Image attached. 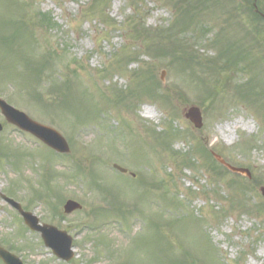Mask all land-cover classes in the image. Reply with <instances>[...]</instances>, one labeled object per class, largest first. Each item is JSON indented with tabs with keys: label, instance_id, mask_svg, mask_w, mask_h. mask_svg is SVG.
Listing matches in <instances>:
<instances>
[{
	"label": "rangeland",
	"instance_id": "obj_1",
	"mask_svg": "<svg viewBox=\"0 0 264 264\" xmlns=\"http://www.w3.org/2000/svg\"><path fill=\"white\" fill-rule=\"evenodd\" d=\"M28 1L56 21L34 31L67 55L68 71L52 74L73 77L63 93L72 96L73 112L90 108L77 122L67 107L48 102L57 87L33 84L22 73L25 57L43 50L38 39L39 46L24 45V59L0 45V97L56 129L70 149L56 155L0 112V193L39 224L66 230L76 257L53 256L1 196L0 245L25 264H264V35L252 45L249 71L245 58L235 68L217 56L227 42L252 35L241 15L230 18L229 0L197 18L206 25L203 36L196 25L179 29L189 20L182 0H97L96 8L95 0ZM18 11L0 0V21ZM162 29L172 33L163 40L172 46L155 53L145 37ZM179 44L206 65L194 69L196 77L173 65ZM198 73L215 89L212 101L198 87ZM251 78L262 95L243 96ZM189 106L202 111L199 129L184 117ZM200 144L249 174L213 169ZM66 199L82 207L66 214Z\"/></svg>",
	"mask_w": 264,
	"mask_h": 264
},
{
	"label": "trees",
	"instance_id": "obj_2",
	"mask_svg": "<svg viewBox=\"0 0 264 264\" xmlns=\"http://www.w3.org/2000/svg\"><path fill=\"white\" fill-rule=\"evenodd\" d=\"M10 6H13L17 8L19 11V16L15 19H2L0 21V28L4 30L6 28L7 33H4L0 29V45H3L6 47L10 52H13L14 49L18 53H23L22 48L24 45H38L37 39L40 41L42 44L43 50L42 52H37L34 54L33 59L30 58L29 56H26L25 54H22L20 57L21 59H24V74H26L29 77V80L34 84L38 83L39 86L42 87L43 85V80L45 81L44 86L50 85L49 88H56L54 90L55 93H57L58 97L57 98H50L48 102L51 104H56V106H64L67 107L68 109L71 107L70 96L69 98L66 97V94L70 88L72 87V78L73 77H68L65 79H62L60 76H56V74H52L55 69L54 68H60L65 66L66 70L68 71L69 69V64L65 65L66 62V57L67 55H64V51H58L57 49H53L50 46V42L48 39L43 38L41 35L39 38L35 36V31L34 27L37 25L40 26V30H44L45 28L47 29H53L55 26L56 21L53 20V18L46 12H41L39 11L35 5L34 2L28 1V0H6ZM185 1L187 4V8L185 11L182 13L192 15V18H194L195 14L200 11L201 9L204 8L207 4H211L214 6L219 0H182ZM181 1V3H182ZM97 0L94 1V4L92 5V8L97 7ZM179 3V2H177ZM106 6V4L104 5ZM179 29H184L185 27L183 25H179ZM184 27V28H183ZM10 29V31L8 30ZM198 30H202L203 26H198ZM158 30V29H156ZM155 30V32H156ZM155 32H152L156 38L151 37L150 35H146L145 38H148V44L147 46L155 48L154 52L158 51H164L167 50L168 47L172 46L170 45L169 42H163L167 36L172 34L170 30H159L156 34ZM39 46V45H38ZM185 46V45H184ZM183 45L179 44V46L174 47L176 50H180V53H178L176 56H174L175 60L174 62H177L178 64L180 63H187L189 66H195V67H204L206 66L202 60V58L198 57L197 55L193 52L187 51V48H184ZM167 47V48H166ZM231 52V47L227 45L226 48H224L219 54V58L224 56L226 59L225 61L229 64L231 67H237L236 63L239 59L237 57L238 54H232L229 53ZM43 53V54H42ZM229 53V54H228ZM11 55V54H9ZM8 58H12L11 56L6 55ZM124 58V56H121V58H117L116 61L117 63H121V60ZM214 61V60H213ZM22 72V73H23ZM14 73V72H12ZM195 73V72H194ZM193 73V74H194ZM1 74V73H0ZM7 75H11L8 73ZM1 76V75H0ZM3 77V76H2ZM199 77V76H198ZM200 79H203L205 81L206 79L203 78V76L199 77ZM204 83V82H203ZM74 85V84H73ZM70 95V94H69ZM216 96V91L215 89L208 88V92L206 96L204 97L206 101H212L214 97ZM83 100H86L82 98ZM212 99V100H210ZM204 100V99H203ZM84 110L76 111L74 114L76 117V121L79 122L78 120L81 118H84L83 115H86L83 113ZM88 114V113H87ZM197 149L198 151H202L206 156H210L209 158L212 159V163L215 165H212L211 167L213 169H216V167H219V165H216L215 160L212 158V153L207 152L206 148L200 144L198 145ZM189 162L191 161L190 159L188 160ZM178 221L173 220L172 224L175 225ZM171 224V225H172ZM184 259L182 261H177L174 260V264H183ZM222 264V263H219Z\"/></svg>",
	"mask_w": 264,
	"mask_h": 264
},
{
	"label": "water",
	"instance_id": "obj_3",
	"mask_svg": "<svg viewBox=\"0 0 264 264\" xmlns=\"http://www.w3.org/2000/svg\"><path fill=\"white\" fill-rule=\"evenodd\" d=\"M0 109L2 110L5 118L9 122L17 125L20 129L31 132L34 136L42 139L48 146L55 149L57 152H69L65 138L59 135V133L56 132L53 128H48L34 122L24 113L10 107L1 99ZM185 117L193 122L194 126L198 129L203 125L201 111L197 107L191 106L187 108ZM227 166L231 171H245L242 169L231 167L229 165ZM113 167L117 168L122 173H126V170L124 168H121L116 164L113 165ZM261 191L264 194V188H262ZM8 202H11L19 210V212H21V214L24 216L25 223L30 226L31 229L41 232V236L44 239L45 245L49 246L57 257L61 258L64 261L69 260L73 257V253L71 250V237L69 235H66L65 232L58 231L55 227H51L49 225H37V219L33 215L22 211L20 206L14 203L12 200L9 199ZM77 208H80V205L75 201L67 200L64 204L65 213H70ZM0 259H3L5 264H23L19 258H17L12 253H9L2 247H0Z\"/></svg>",
	"mask_w": 264,
	"mask_h": 264
},
{
	"label": "flooded vegetation",
	"instance_id": "obj_4",
	"mask_svg": "<svg viewBox=\"0 0 264 264\" xmlns=\"http://www.w3.org/2000/svg\"><path fill=\"white\" fill-rule=\"evenodd\" d=\"M258 5H256V11L254 7L252 8V12H254L258 17V22L260 25V29L264 31V0H257ZM247 5V2L243 3V6L245 7ZM253 6V5H252Z\"/></svg>",
	"mask_w": 264,
	"mask_h": 264
},
{
	"label": "bare ground",
	"instance_id": "obj_5",
	"mask_svg": "<svg viewBox=\"0 0 264 264\" xmlns=\"http://www.w3.org/2000/svg\"><path fill=\"white\" fill-rule=\"evenodd\" d=\"M145 113H147V115H150L151 110L146 108Z\"/></svg>",
	"mask_w": 264,
	"mask_h": 264
}]
</instances>
